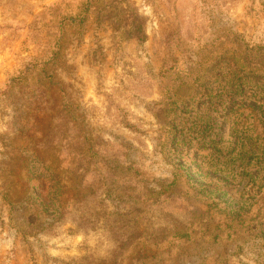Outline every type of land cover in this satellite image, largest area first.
<instances>
[{
  "label": "rangeland",
  "instance_id": "374dc122",
  "mask_svg": "<svg viewBox=\"0 0 264 264\" xmlns=\"http://www.w3.org/2000/svg\"><path fill=\"white\" fill-rule=\"evenodd\" d=\"M254 94L264 0H0V264H264L263 169L198 155Z\"/></svg>",
  "mask_w": 264,
  "mask_h": 264
},
{
  "label": "trees",
  "instance_id": "16d2710c",
  "mask_svg": "<svg viewBox=\"0 0 264 264\" xmlns=\"http://www.w3.org/2000/svg\"><path fill=\"white\" fill-rule=\"evenodd\" d=\"M236 84L237 81L231 83L232 91L235 90ZM226 99L224 111L220 116L221 125L218 126V129L213 125L212 116L209 115L206 118L210 122L207 121L204 127L211 130L213 137L209 142L203 139L208 147H205L207 152L198 154L199 164H204V161L207 160L204 165L207 168L206 175L216 181L221 189H228L229 186L236 187L242 179H248L247 185L252 186L259 166L264 171V98L254 94L251 96L242 95L236 100H232L231 96ZM248 101L249 104L246 106L250 109L245 112L246 114L233 109L234 106L240 107ZM187 112L188 115L196 119L192 123L205 119L202 114L193 113L190 110ZM243 115L244 117H241ZM197 126L196 122L195 127ZM200 150L205 151L203 148ZM240 210L241 207H237L232 211V214L239 216ZM115 222L120 224L118 219ZM137 241L140 242L141 239L137 238Z\"/></svg>",
  "mask_w": 264,
  "mask_h": 264
}]
</instances>
